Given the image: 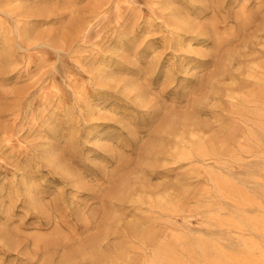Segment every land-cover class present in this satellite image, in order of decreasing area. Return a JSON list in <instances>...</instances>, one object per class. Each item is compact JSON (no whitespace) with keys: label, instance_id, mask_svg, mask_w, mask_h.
Instances as JSON below:
<instances>
[{"label":"rangeland","instance_id":"1","mask_svg":"<svg viewBox=\"0 0 264 264\" xmlns=\"http://www.w3.org/2000/svg\"><path fill=\"white\" fill-rule=\"evenodd\" d=\"M3 30L0 264H203L205 242H264L241 223L264 210L248 183L264 192V144L244 106L264 0H0ZM194 113L204 130L183 136Z\"/></svg>","mask_w":264,"mask_h":264},{"label":"bare ground","instance_id":"2","mask_svg":"<svg viewBox=\"0 0 264 264\" xmlns=\"http://www.w3.org/2000/svg\"><path fill=\"white\" fill-rule=\"evenodd\" d=\"M165 9H168L165 7ZM171 16L172 19L175 21L176 24L179 25L181 28H192L191 22L187 20V17L184 16L179 10H171ZM191 23V24H190ZM3 33L0 36V39L3 41L4 47L8 48V50H11V43L9 40V33L6 30L2 31ZM8 33V34H7ZM24 39L28 35L27 33L21 34ZM26 38V39H27ZM128 38V36L126 37ZM232 56H230L231 58ZM8 65H13L14 62H10V54L8 55ZM5 59V58H4ZM263 68V71L259 72L260 69ZM258 73H261V76H258ZM112 77L110 75H107L105 73H100L99 79L101 80H107V81H112ZM250 78L254 79V87L256 88L255 91L252 92L249 91L248 95L250 99L246 101L244 104L245 107H250V105H254V110L249 111L252 114V117L254 119V127L256 129V132H254L255 135H253V139L255 143L258 144H264V116H262L260 113L264 111V66L258 67V70H253L251 75L249 76ZM137 93V98H144V94L141 91L136 92ZM250 120V121H253ZM257 119L259 122H257ZM196 113L192 114L188 118H185L183 121L186 122V126L182 128V134L183 136L188 135L190 130L188 131V128L193 127L198 130H204L202 126L198 125L196 123L197 121ZM256 121V122H255ZM173 123L172 121H169L168 124ZM168 126V125H167ZM170 126V125H169ZM58 126L53 127L54 129L52 131L56 132ZM241 127L238 125H233L231 128L228 129L227 131V138L225 142H221V148H227L228 147V142H232L237 139V136L240 132ZM175 134V133H174ZM220 148V149H221ZM195 152V157L201 159L206 156V150L202 144L196 143V146L193 148ZM185 155V154H184ZM216 155V153H214ZM45 160L48 165L50 166H58L59 162L56 157V154L54 152L48 151L46 152V157ZM217 184L221 185L222 180L220 181L219 179L214 180ZM248 183L254 186L256 192L264 196V192L262 188L260 187L259 184H257L253 179H249ZM218 185V186H219ZM225 185H228L229 187L232 188L231 182L226 183ZM26 192L31 198V202H36L37 199L34 195V190H32L29 187V184H26ZM262 191V192H261ZM165 201H160L161 203H164L167 205L168 199H163ZM169 204V203H168ZM249 208H252L256 210L255 205H258V201L255 198H251L249 200ZM261 211V210H260ZM242 226L246 227L247 230H249L252 234L255 236H263L264 235V210H262V213L258 216L254 217H243L242 221ZM141 232L144 233V229H139ZM150 236V234H148ZM4 244L7 247H11V242H4ZM199 249L201 250V256L203 259V264H264V242H258L254 239L251 240H243L240 242H235L234 245H232V248L230 251H225V249L221 248V245H213L210 242H205L204 244L200 245ZM101 258L103 260L104 264H112V259L111 257L107 256L106 254H102Z\"/></svg>","mask_w":264,"mask_h":264}]
</instances>
